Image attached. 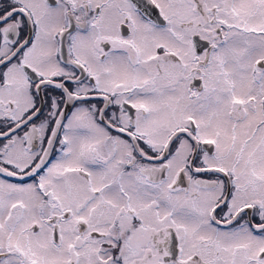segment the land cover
Returning a JSON list of instances; mask_svg holds the SVG:
<instances>
[{"label": "snow or ice", "instance_id": "6c2138e0", "mask_svg": "<svg viewBox=\"0 0 264 264\" xmlns=\"http://www.w3.org/2000/svg\"><path fill=\"white\" fill-rule=\"evenodd\" d=\"M0 264H264V0H0Z\"/></svg>", "mask_w": 264, "mask_h": 264}]
</instances>
